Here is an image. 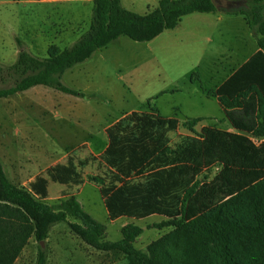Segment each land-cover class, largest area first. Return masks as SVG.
Here are the masks:
<instances>
[{"label":"trees","instance_id":"obj_1","mask_svg":"<svg viewBox=\"0 0 264 264\" xmlns=\"http://www.w3.org/2000/svg\"><path fill=\"white\" fill-rule=\"evenodd\" d=\"M230 1L234 6H221L215 0H159L150 11L139 13L126 8L122 0H93L89 28L70 45L62 49L51 45L46 56H39L16 39V60L0 62V99L39 84L85 97L66 85L63 75L97 50L120 36L151 41L175 28L190 13L224 12L243 15L258 50L215 90V95L222 104L233 107L232 101L256 90L264 106V0ZM154 111H132L106 129L108 144L101 154L106 170L93 179L99 184L111 220L159 214L167 220L156 227L173 226L172 230L146 249L135 246L143 228L133 223L122 226L120 239H107L106 225L86 211L74 194L63 190L66 198L57 207L46 201L49 180L71 188L83 183L72 158L48 167L46 175H37L28 187L10 180L0 159V264H14L31 237L40 243L37 264H45L47 252L42 242L58 222H67L73 233L95 249L124 254L128 264H169L170 242L181 243L183 264H217L213 246L229 255L234 242L245 241L256 243L264 264V218L241 223L225 216L226 204L234 199L248 200L255 209L260 207L264 198V146H254L243 134L216 131L229 140L217 153L223 158L234 154L236 160L224 167L225 182L207 189V204L199 206L196 193L200 181L185 183L170 158L167 132L176 130L179 120ZM227 117L235 128L242 127L230 112ZM199 120L202 118H192L185 124L193 127ZM192 152V147H185L183 167H191L187 161L192 159Z\"/></svg>","mask_w":264,"mask_h":264},{"label":"rangeland","instance_id":"obj_2","mask_svg":"<svg viewBox=\"0 0 264 264\" xmlns=\"http://www.w3.org/2000/svg\"><path fill=\"white\" fill-rule=\"evenodd\" d=\"M123 1L126 8L145 13L158 0ZM217 4L234 6L230 0H217ZM92 6L93 0H0V37L2 50L8 53L7 61L13 60L19 51L16 39L39 56H46L51 45L61 49L70 45L89 28ZM223 25L226 29L220 37L214 35L213 29L203 28L204 34L210 37V44L217 43L220 52H226L229 45L234 47L246 42L247 46L243 45L242 50L247 53L257 45L243 15L236 14ZM164 39L168 41L172 38L166 36ZM157 42L135 41L120 36L65 72L64 83L83 92L85 97L83 105L80 102V108L63 110L60 120L41 113L27 114L26 111H32L36 103L32 93L21 92L0 99V159L10 180H27L38 172L46 173L49 166L67 163L72 158L78 165L83 183L71 188L50 180L46 201L57 207L66 198L63 190L74 194L86 211L106 225L107 239H120L121 228L128 223L141 226L143 232L134 242L140 249H146L150 242L168 233L173 226L156 227L157 223L167 220L159 214L141 219L126 216L116 220L109 218L99 184L93 179L104 175L106 170L101 154L108 143V125L134 109L148 112L156 110V106L161 114L169 116L173 115L172 106L178 105L179 126L167 132L172 153L170 158H173L176 172L185 183L200 181L196 193L201 202L199 206L207 204V199H204L207 189L225 182L223 177L227 171L224 167L234 165L236 160L234 154L223 158L217 153L225 148L229 140L216 131L243 134L254 146H264V106L260 105L256 90L232 101L233 107L223 104L244 129L235 128L226 117L217 118L219 121L202 118L193 127L186 125L187 116L204 112L200 110L198 100L201 96L196 90L200 88L207 96H216L211 84L217 77L209 65V56L200 68H194L205 77L204 82L199 81L196 73L189 74L192 68L186 60L179 62L177 55L169 49L166 52L164 46ZM189 79L196 85L190 84ZM170 86L181 88V91L159 94ZM152 96L155 100L150 99ZM207 103L208 107L215 106L213 99L207 100ZM38 114L46 118H31ZM77 121H80L79 125ZM59 124L67 131L73 130L74 125L76 128L87 127L85 135L89 136L85 137L94 144H75L85 139L84 135L81 138H58ZM187 146L193 148V160L187 161L191 164L190 168L183 167L185 160L182 152ZM225 216L241 223H253L258 218H264V198L258 209L248 200L234 199L226 204ZM39 245L31 237L14 264H37ZM43 248L47 252L45 264H128L125 255L120 252L98 250L83 242L71 231L67 222H58L51 227ZM167 248L171 253L169 264H183L181 243L170 242ZM212 252L217 264H262L254 241H245V244L234 242L229 255L225 254V250L219 253L216 246H213Z\"/></svg>","mask_w":264,"mask_h":264},{"label":"crops","instance_id":"obj_3","mask_svg":"<svg viewBox=\"0 0 264 264\" xmlns=\"http://www.w3.org/2000/svg\"><path fill=\"white\" fill-rule=\"evenodd\" d=\"M158 1L156 3H152L148 7V10L146 12L154 8L157 5ZM122 3L124 5L123 0H122ZM235 16L236 14H226L224 12L190 13L188 15H185L175 28L167 29L163 31L161 34H159L157 37H155L151 41L153 42L158 41L160 44H162V46H164L163 49L165 51L166 49H169L170 51H172L173 54L177 55V60L179 62L181 61L185 62L186 60L189 67L192 68L189 74L191 75L192 73H196L199 77V81L204 82L205 77L201 76L202 75L201 71L198 70L199 71L198 72L195 70L197 68H200L203 62L209 56V59H210L209 65L214 73V76L217 77V80L215 81V83L211 84V87H213L216 90L224 81H226L231 76V74L235 70H237L245 62L249 61L250 58L258 50V46L256 45L255 48H253V50H251L250 52L248 51L247 53H244V50H242V46L243 45L247 46V44L246 42L245 44H242L243 42H241L235 45L234 47L232 46L230 47L229 45L226 52L225 50L220 52V46L217 45V43L213 46L210 44V37L204 34L203 28L209 27L213 29L214 35H216L217 37H220L222 36V34L225 32V29H226L225 27H223L224 26L223 24L227 23L232 17H235ZM166 36L172 39H169L167 41L164 39V37ZM175 40L177 41L174 42ZM2 44H3L2 38L0 37V62L5 63V64L13 63L16 60L18 53L15 54L13 60L7 61L8 53H6V50H2ZM209 51H211L212 53L210 54ZM161 57L160 58L158 57V58L161 59ZM189 83L196 85L194 82H191L190 79H189ZM57 91H60V90H57V89H54L52 87H48L45 85H41V84L35 85L25 91H22V92L32 93L35 96L34 100L36 103L33 106V110L26 111L27 114L34 115L37 113H41L42 115L46 114V115L54 116L57 120L58 119L60 120V118L63 117L61 113L66 108H68V110H72V109L76 110L77 107L80 108L79 106H80V102L82 104L83 96L72 95L69 93H67L68 95H65V94H60V92H57ZM179 91H181V88L170 86L168 89L162 90L159 94L165 93V92H179ZM196 92L197 94L201 96L198 101L201 107L200 110H204V112L198 113L197 115L192 116V117L187 116L186 119L204 118V119H209L211 121H219V119L217 118L226 117V119L228 120L227 118L228 109L219 101L217 96H212V97L207 96L200 90V88L197 89ZM18 93H21V92H18ZM18 93H15L10 96H14ZM158 95H156V98ZM154 98H155L154 96L150 97V99H154ZM209 99H213L215 103L214 107H211V106L208 107L207 100ZM154 107L156 109V111L154 112L161 114V112L157 109V107L156 106ZM172 109H173V115H169V116L163 115V114L161 115L167 118L178 119L180 123V118L178 117V113L180 112V107L178 105H173ZM132 111H138V110L134 109V110H131L130 112ZM40 116L41 115L38 114L31 118L35 119V117H37V118H40L41 120L46 118L45 116H41V117ZM27 118L29 119V116H27ZM77 122L79 125L80 121H77ZM110 125H108L107 128ZM86 130H87V127L77 126L76 128V125H74L73 130L67 131L65 127L61 128L59 124V126L57 127L58 132L56 133V135L58 138H64V139L67 137L68 138L69 137L81 138V136L84 135L85 139L80 140L76 142L75 144H82V143L94 144V142H92L91 139L85 137V136H89V135H85ZM106 139H108V136L106 137ZM39 174L46 175V173L38 172L36 175H34L33 177L27 180L21 179L20 181V179H16L13 182L18 185L28 187L29 183L32 182L35 179V177ZM48 191H49V184H48Z\"/></svg>","mask_w":264,"mask_h":264},{"label":"water","instance_id":"obj_4","mask_svg":"<svg viewBox=\"0 0 264 264\" xmlns=\"http://www.w3.org/2000/svg\"><path fill=\"white\" fill-rule=\"evenodd\" d=\"M216 1V3H217V0H215ZM42 245H43V242H42Z\"/></svg>","mask_w":264,"mask_h":264}]
</instances>
